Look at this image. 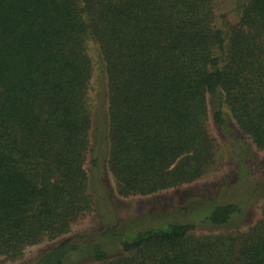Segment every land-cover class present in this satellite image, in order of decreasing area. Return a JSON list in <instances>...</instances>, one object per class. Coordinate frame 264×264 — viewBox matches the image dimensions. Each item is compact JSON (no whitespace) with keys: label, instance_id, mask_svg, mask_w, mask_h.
<instances>
[{"label":"trees","instance_id":"16d2710c","mask_svg":"<svg viewBox=\"0 0 264 264\" xmlns=\"http://www.w3.org/2000/svg\"><path fill=\"white\" fill-rule=\"evenodd\" d=\"M210 2L0 0V257L18 260L65 237L90 209L88 42L107 102L108 160L102 173L98 160L90 165L100 200L108 175L119 198L196 182L213 160L210 113L241 149L245 137L264 151V0H247L227 40ZM209 203L211 226L242 217L243 201ZM192 231H141L112 259L89 234L63 238L34 264H264V211L218 259L204 255Z\"/></svg>","mask_w":264,"mask_h":264},{"label":"rangeland","instance_id":"374dc122","mask_svg":"<svg viewBox=\"0 0 264 264\" xmlns=\"http://www.w3.org/2000/svg\"><path fill=\"white\" fill-rule=\"evenodd\" d=\"M246 3L247 0H211L213 25L221 29L225 40L228 39L230 30L238 25L241 9ZM87 53L91 62V77L85 105L91 118V127L89 152L83 170L87 176L86 193L91 198V204L90 209L72 223L69 233L63 238L89 234L95 243L103 245L105 253L112 259L116 257L114 254L121 243L130 241L141 231L164 230L172 224H189L193 227L190 238L200 244V249L201 245L208 249L204 251V255L218 259L228 249L229 241L249 231L262 219L264 151L257 150L245 137L241 149L232 136L213 126L210 113L207 129L214 140L213 160L196 182L148 197L119 198L114 181L107 174V179H103V197L100 200L95 174L90 165L93 159L98 160L101 169L99 172L102 173L108 160V125L105 113L107 102L99 55L92 42L87 44ZM211 109L209 100L210 112ZM224 110L227 113L225 107ZM210 200L214 205L237 204L243 201L242 217L226 226L214 227L207 224L205 219L213 210ZM105 229H117V235L102 237ZM63 238L54 242L44 240L39 245L28 247L18 260L11 261L0 257V264H34L46 247ZM84 258L85 256L79 259ZM221 262L222 259H219L218 263Z\"/></svg>","mask_w":264,"mask_h":264}]
</instances>
